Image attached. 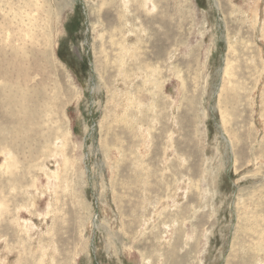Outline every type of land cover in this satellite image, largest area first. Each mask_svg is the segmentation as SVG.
Here are the masks:
<instances>
[{"label": "rangeland", "instance_id": "obj_1", "mask_svg": "<svg viewBox=\"0 0 264 264\" xmlns=\"http://www.w3.org/2000/svg\"><path fill=\"white\" fill-rule=\"evenodd\" d=\"M152 2L0 0V264H264V0Z\"/></svg>", "mask_w": 264, "mask_h": 264}, {"label": "bare ground", "instance_id": "obj_2", "mask_svg": "<svg viewBox=\"0 0 264 264\" xmlns=\"http://www.w3.org/2000/svg\"><path fill=\"white\" fill-rule=\"evenodd\" d=\"M124 1V0H123ZM152 0H142V8L146 9V10H149V8L152 7ZM35 6V5H34ZM260 16V15H259ZM226 73V72H225ZM17 98V97H16ZM22 98V97H21ZM12 100V99H11ZM13 101V100H12ZM13 103V102H12ZM222 120V123H223V128H225V132H228V134L230 135V137L232 138V141H233V136L230 132V130L226 127V122L221 118ZM231 128V127H230ZM224 131V130H223ZM60 142V141H59ZM235 143V142H234ZM235 146V145H234ZM237 160V159H236ZM56 167V166H55ZM81 177V176H80ZM3 207V206H2ZM4 209V208H3ZM1 212V211H0ZM29 225V224H28ZM4 257V256H3ZM139 263V262H138Z\"/></svg>", "mask_w": 264, "mask_h": 264}]
</instances>
